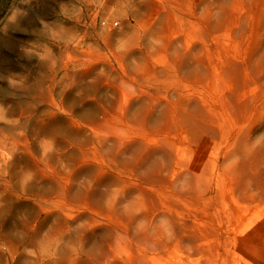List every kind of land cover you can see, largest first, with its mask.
Here are the masks:
<instances>
[{"label":"rangeland","instance_id":"obj_1","mask_svg":"<svg viewBox=\"0 0 264 264\" xmlns=\"http://www.w3.org/2000/svg\"><path fill=\"white\" fill-rule=\"evenodd\" d=\"M261 146L264 0H0V264H264Z\"/></svg>","mask_w":264,"mask_h":264},{"label":"bare ground","instance_id":"obj_2","mask_svg":"<svg viewBox=\"0 0 264 264\" xmlns=\"http://www.w3.org/2000/svg\"><path fill=\"white\" fill-rule=\"evenodd\" d=\"M260 149V150H259ZM258 149V151H260V153H264V146H261L260 148ZM256 152H254L252 150V147L249 148V150L246 152V154L248 155V158H249V162H250V165H251V169H253V172L255 171V178H256V181L260 182L262 179H263V173L261 172V170L263 168H260L261 164L263 163L262 161H264V155H261L259 157V159L256 158V155L254 156ZM4 212H5V209H4ZM3 214V211L0 210V215Z\"/></svg>","mask_w":264,"mask_h":264},{"label":"built area","instance_id":"obj_3","mask_svg":"<svg viewBox=\"0 0 264 264\" xmlns=\"http://www.w3.org/2000/svg\"><path fill=\"white\" fill-rule=\"evenodd\" d=\"M117 24H118V22H117Z\"/></svg>","mask_w":264,"mask_h":264}]
</instances>
